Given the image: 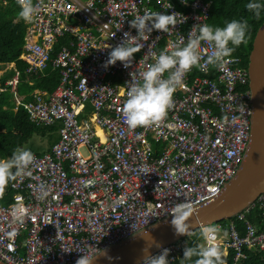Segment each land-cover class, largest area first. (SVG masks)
<instances>
[{"label":"built area","instance_id":"1","mask_svg":"<svg viewBox=\"0 0 264 264\" xmlns=\"http://www.w3.org/2000/svg\"><path fill=\"white\" fill-rule=\"evenodd\" d=\"M10 1L19 5V0H0V5ZM33 2L38 13L25 22L18 59L26 64L27 75L44 78L48 70L56 71L59 82L50 93L33 90L25 98L16 94V72L0 92L10 88L16 108L31 124L57 129L58 140L48 152L34 154L27 170L31 175L17 176L7 185L12 195L8 205L0 206V261L76 264L84 253L94 258L172 218L176 203L188 202L194 211L217 198L244 162L250 141L249 79L239 57H229L219 68L194 67L159 123L129 129L121 111L129 73L153 63L148 52H170V44L186 43L193 26L210 22L211 2ZM145 9L187 19L167 34L153 31L148 40L140 39L144 46L131 67L117 62L105 69L124 33L136 35L129 21ZM198 51L204 58L211 54L204 43ZM42 182L48 190L44 198ZM255 204L264 210V197ZM249 209L215 225L227 232L215 242L224 260L231 254L225 264H241L246 251L264 252V212L256 226L245 218ZM237 222H243L242 235ZM185 246L182 240L152 256L168 249L169 264H176Z\"/></svg>","mask_w":264,"mask_h":264},{"label":"clouds","instance_id":"2","mask_svg":"<svg viewBox=\"0 0 264 264\" xmlns=\"http://www.w3.org/2000/svg\"><path fill=\"white\" fill-rule=\"evenodd\" d=\"M181 2L186 4L187 0ZM18 7L17 16L26 23L32 22L38 13V6L33 0H19ZM245 7L255 18H260L264 14V0H249ZM171 8L172 5L168 3L167 9ZM186 19L176 12L163 14L145 9L143 15L138 14L129 21V27L135 29L136 35L131 36L125 32L124 39L112 48L103 67L107 69L117 62L125 69L131 67L134 54L140 52L144 46L138 42L140 39L148 40L153 31L167 34ZM248 31L247 21L235 18L226 21L223 26L200 22L191 28L186 43L170 44L172 49L170 52L167 50L148 52L147 54L153 58V63L148 65L146 70L129 73L131 83H128L130 87L127 89V98L121 110L127 127L136 129L164 120L177 88L186 87L184 84L186 75L194 67L204 65L222 67L232 53L246 43ZM202 43L211 48V54L206 58L198 51ZM34 154L28 149L16 148L10 157L0 159V190L17 176L31 175L27 170L35 158ZM39 192L41 198L48 195L45 183L39 185ZM191 214L192 205L188 202L183 201L172 206L170 224L175 235L191 237L192 231L187 223ZM221 235L226 237L227 232L221 233L215 225L205 226L199 233L202 242L184 247L182 264H225L227 260L223 259L222 250L215 244ZM168 255L169 250L163 249L159 255H145L141 264H169ZM94 259L84 253L76 260V264H93Z\"/></svg>","mask_w":264,"mask_h":264},{"label":"water","instance_id":"3","mask_svg":"<svg viewBox=\"0 0 264 264\" xmlns=\"http://www.w3.org/2000/svg\"><path fill=\"white\" fill-rule=\"evenodd\" d=\"M247 73L252 117L245 160L217 198L192 211L187 222L192 233L231 219L251 208L259 197H264V22L252 42ZM171 219L160 221L123 244L97 255L93 264H139L145 255H153L166 245L188 238L174 234ZM0 264L4 263L0 261Z\"/></svg>","mask_w":264,"mask_h":264},{"label":"trees","instance_id":"4","mask_svg":"<svg viewBox=\"0 0 264 264\" xmlns=\"http://www.w3.org/2000/svg\"><path fill=\"white\" fill-rule=\"evenodd\" d=\"M211 2L210 5V22L209 24L215 26H223L226 21L231 19H239L247 21L249 24V31L247 34L246 43L237 48L230 57H239L242 61V66L247 68L248 55L251 50V45L258 28L264 22V14L260 18H255L250 12L246 10L245 5L249 0H205ZM19 7L13 2H8L6 5H0V71H2L6 65H14V70H5L0 76V88H5V82L18 75V84L16 88V94L19 96H25L33 90L52 92L59 82V74L56 71L47 72L44 78L27 75L25 72V65L18 60L20 49L23 45V38L25 34V24L17 16ZM58 48V47H57ZM212 77L214 72L212 71ZM14 95L10 92V88H7L5 92L0 93V158L6 155L4 150V134L3 132L8 128L11 122H14V131L23 136L25 139H29L33 134L45 135L48 130L54 131L56 129L49 127H37L31 124L25 112L19 109L17 113H14ZM51 138L57 140V135H52ZM17 136L13 134L12 127L6 132V146L9 148L15 143ZM36 154V153H35ZM37 155H42L37 153ZM10 182V181H9ZM8 185V184H7ZM5 194L0 190V206H6L11 202V192L9 189ZM259 204H255L248 213L245 214L246 220L250 221L256 226L261 225L262 222V210ZM224 221L215 223L214 225H223ZM237 228L239 233L243 234V222H237ZM261 228V227H260ZM200 229L194 231L191 237L185 238L186 245L194 246L202 241L200 240ZM247 257L241 264H264L263 252H251L246 251ZM183 251L176 264H182ZM230 256L226 259L229 261Z\"/></svg>","mask_w":264,"mask_h":264},{"label":"crops","instance_id":"5","mask_svg":"<svg viewBox=\"0 0 264 264\" xmlns=\"http://www.w3.org/2000/svg\"><path fill=\"white\" fill-rule=\"evenodd\" d=\"M3 6V5H2ZM24 22V21H23ZM24 24H25V22H24ZM25 30H26V25H25ZM24 38H25V34H24ZM24 38H23V45H24ZM22 45V46H23ZM22 48V47H21ZM20 53H21V49H20ZM20 55V54H19ZM19 57V56H18ZM19 60V59H18ZM20 61V60H19ZM20 62H22V61H20ZM24 65H25V68H26V64L24 63V62H22ZM10 66H12L11 68L12 69H10V70H13V71H15L14 70V65L13 64H11ZM47 72H50L49 70L47 71ZM4 72H2V73H0V76L3 74ZM47 74V73H46ZM1 93V92H0ZM14 110H13V112L14 113H17V112H19L18 111V107L16 108V103H14ZM11 125V126H10ZM13 125H14V122H11L10 124H9V126H8V128L3 132V134H4V150H5V152H6V155L5 156H3V158H7V157H10L11 156V154H12V152H13V150L14 149H16V148H25V149H28V150H30L32 153H41V154H43V153H46V152H48L49 150H50V148H51V146H52V144L53 143H55L57 140H58V138H57V140H55V142H53L54 140L51 138V136L54 134V135H57V129L56 130H54V131H51V130H48V131H46L45 132V135L43 136V135H41V134H33L29 139H25L23 136H21V135H19V134H17L15 131H14V127H13ZM35 126H37V125H35ZM9 127H12V132H13V134L14 135H16L17 136V139H16V141H15V143L14 144H12L9 148L6 146V144H7V142H6V132H7V130L9 129ZM37 127H41V126H37ZM41 128H43V127H41ZM96 130V132H97V134H98V136L101 138V139H104V133L100 130V129H95ZM35 136L36 137H42L46 142H47V146H46V148L44 149V147L42 148V147H40L39 145H38V142H36V145H35V143H34V139H35ZM33 137H34V139H33ZM40 139V138H39ZM39 146V147H38ZM3 158H0V159H3ZM12 181V180H11ZM10 181V182H11ZM9 188L7 187V185L1 190L3 193H5V194H7L8 193V190ZM10 192V191H9ZM4 206V205H3Z\"/></svg>","mask_w":264,"mask_h":264},{"label":"rangeland","instance_id":"6","mask_svg":"<svg viewBox=\"0 0 264 264\" xmlns=\"http://www.w3.org/2000/svg\"><path fill=\"white\" fill-rule=\"evenodd\" d=\"M12 66H10V65H6L5 66V68L2 70V71H0V73H2L3 71H5V70H10V69H12L11 68ZM21 110V107L20 106H18V110ZM11 126V125H10ZM13 127H14V125H13ZM40 138V139H39ZM33 139H34V137H33ZM36 142H38V145L40 146V147H44V149L46 148V146H47V142L42 138V137H36L35 136V139H34V143H35V145H36ZM38 146V147H39ZM42 147V148H43ZM82 153L83 154H85V151L84 150H82Z\"/></svg>","mask_w":264,"mask_h":264}]
</instances>
